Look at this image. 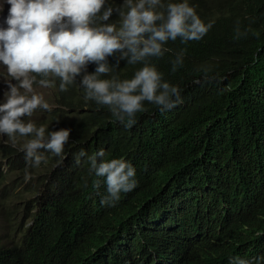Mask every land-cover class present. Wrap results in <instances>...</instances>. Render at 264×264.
<instances>
[{"label":"trees","instance_id":"16d2710c","mask_svg":"<svg viewBox=\"0 0 264 264\" xmlns=\"http://www.w3.org/2000/svg\"><path fill=\"white\" fill-rule=\"evenodd\" d=\"M201 12L200 19L212 25L202 39L169 40L162 56L146 58L180 89L176 107L162 114L145 101L136 123L126 127L108 106L85 100L83 93L66 100V109L41 111V125L49 131L71 129L62 162L41 149L44 161L32 167L24 153L9 148L17 169L29 176L44 169V175L28 188L39 192L34 201L15 195L27 203L24 218L33 225L25 227L23 219L6 227L0 264H151V251L172 256L183 249L176 216L188 219L203 209L236 230L237 252L253 238L246 229L248 208L264 230V0H218ZM237 29L243 35L237 37ZM181 53L183 63L172 71ZM112 60L118 69L101 79H131L143 67L128 64L118 52L107 57L110 67ZM81 150L85 157H79ZM100 150L104 159L124 158L136 170V188L121 193L115 206L101 205L105 180L89 171L87 157ZM77 206L91 211L90 227L76 218L57 222L59 211L65 220ZM78 228L87 232L71 259L68 250L81 241Z\"/></svg>","mask_w":264,"mask_h":264},{"label":"clouds","instance_id":"9594fccd","mask_svg":"<svg viewBox=\"0 0 264 264\" xmlns=\"http://www.w3.org/2000/svg\"><path fill=\"white\" fill-rule=\"evenodd\" d=\"M213 1L218 0H0V10L4 4L10 6L5 15H0L2 209L24 182L44 175L43 169L33 176L27 170L17 169L8 159L9 148L24 153L32 167H39L44 161L41 149L60 157L59 162L64 158L62 153L71 129L49 131L41 125L44 119L34 118L42 110L64 109L66 100L78 99L84 93L85 100L108 106L115 120L131 127L136 123V113L144 110L145 101L156 105L162 114L181 103L180 89L164 81L156 67L146 63V58L162 56L167 50L163 46L169 40L179 38L186 43L202 39L212 25L200 19L205 18L201 9ZM241 35L237 29V37ZM117 52L128 64L143 63V67L131 79H101L111 69H118V62L112 60L110 67L107 61ZM182 63L181 53L173 62L172 71ZM47 88L52 90L49 102L34 92ZM86 155L83 150L79 152V157ZM104 157L103 150L88 156L89 171L105 180L107 196L101 205L115 206L121 193L136 188V170L124 158ZM14 182L20 183L18 188L12 187ZM28 188L32 187H24L17 195L31 194ZM81 209L77 206L65 220L59 211L57 222L76 218L90 227L92 213ZM24 217L25 214L21 222ZM245 217L246 229L253 238L237 252L232 246L236 230L227 229L208 210L188 219L176 216L184 239L183 249L172 256L151 251L150 262L188 264L210 258L219 264H264V230L252 221L249 208ZM24 224L32 227L33 220L26 219ZM78 230L81 241L67 252L71 259L81 250L87 232Z\"/></svg>","mask_w":264,"mask_h":264},{"label":"rangeland","instance_id":"374dc122","mask_svg":"<svg viewBox=\"0 0 264 264\" xmlns=\"http://www.w3.org/2000/svg\"><path fill=\"white\" fill-rule=\"evenodd\" d=\"M9 5L4 4L2 7V10H0V15H5V12L8 11L9 9ZM34 92L36 94L42 95L44 100L46 102L50 101V97H51V92L52 90L47 88L44 90H38L35 89ZM36 120H41L43 119V116L41 113H38L35 115L34 117ZM55 168V167H53ZM57 168V166H56ZM44 170V169H43ZM41 176L43 175H35V177L33 179H28L26 182L23 183L22 187L20 189H18L17 191H15V194H19L20 190H22L24 187H32L35 186L37 184L38 179L41 178ZM10 187V186H8ZM39 194L38 191L32 192L31 194H27L26 192L23 193V195L27 198V199H33V201L36 199L37 195ZM22 195V196H23ZM3 201V200H2ZM27 207V203L24 200H19V198H16L15 195L11 197V201L5 205L2 209V214L0 216V237H6L10 230L6 227L9 226V224H13L14 222H16V224H19L21 222L22 217L25 214V209Z\"/></svg>","mask_w":264,"mask_h":264}]
</instances>
